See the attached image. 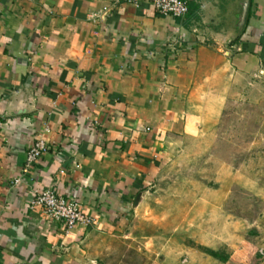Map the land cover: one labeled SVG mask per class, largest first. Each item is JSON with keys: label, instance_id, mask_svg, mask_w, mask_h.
<instances>
[{"label": "crops", "instance_id": "crops-1", "mask_svg": "<svg viewBox=\"0 0 264 264\" xmlns=\"http://www.w3.org/2000/svg\"><path fill=\"white\" fill-rule=\"evenodd\" d=\"M184 1L172 18L146 3L0 0V264H91L98 238L142 239L151 225L134 217L187 120L206 129L233 82L264 74V0ZM39 138L47 150L22 173ZM46 189L89 223L32 207Z\"/></svg>", "mask_w": 264, "mask_h": 264}, {"label": "rangeland", "instance_id": "rangeland-1", "mask_svg": "<svg viewBox=\"0 0 264 264\" xmlns=\"http://www.w3.org/2000/svg\"><path fill=\"white\" fill-rule=\"evenodd\" d=\"M232 85L206 129L187 120L181 150L134 217L151 225L142 239L98 238L91 264H264V74Z\"/></svg>", "mask_w": 264, "mask_h": 264}, {"label": "built area", "instance_id": "built-area-1", "mask_svg": "<svg viewBox=\"0 0 264 264\" xmlns=\"http://www.w3.org/2000/svg\"><path fill=\"white\" fill-rule=\"evenodd\" d=\"M114 3H128L139 6L146 3L159 15L172 18H183L188 12V6L184 0H113ZM94 17V15H93ZM1 116V115H0ZM3 122L0 118V129ZM47 150V146L42 138L37 139L25 152L22 173L34 163ZM20 178L14 180L18 183ZM32 207H40L43 214L53 221L62 222L67 228L75 224H88L89 220L80 210V205L75 200H66L56 195L53 190H39L34 192L30 202Z\"/></svg>", "mask_w": 264, "mask_h": 264}, {"label": "trees", "instance_id": "trees-1", "mask_svg": "<svg viewBox=\"0 0 264 264\" xmlns=\"http://www.w3.org/2000/svg\"><path fill=\"white\" fill-rule=\"evenodd\" d=\"M207 254H209L210 256H212L213 258H216L222 262H225L227 260V258L225 256H222L221 254H219L218 252H214V251H209L207 252Z\"/></svg>", "mask_w": 264, "mask_h": 264}, {"label": "water", "instance_id": "water-1", "mask_svg": "<svg viewBox=\"0 0 264 264\" xmlns=\"http://www.w3.org/2000/svg\"><path fill=\"white\" fill-rule=\"evenodd\" d=\"M245 12H246V6L243 8V12H242L243 17H244V15H245Z\"/></svg>", "mask_w": 264, "mask_h": 264}]
</instances>
